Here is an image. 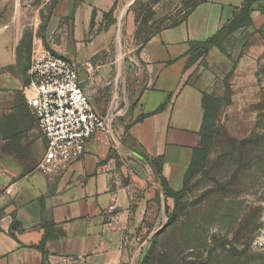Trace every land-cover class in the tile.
<instances>
[{"label":"crops","instance_id":"obj_1","mask_svg":"<svg viewBox=\"0 0 264 264\" xmlns=\"http://www.w3.org/2000/svg\"><path fill=\"white\" fill-rule=\"evenodd\" d=\"M115 1L57 0L47 22L77 45L70 58L52 53L81 66L83 90L101 116L119 100L121 84L112 63L97 57L109 40L103 15ZM243 4L210 0L151 37L137 57L141 66L131 86L130 122L123 118L110 125L109 133L94 135L81 158L52 176L35 171L46 142L24 96L0 91V264H42L44 235L49 236L46 264H122L127 244L147 219L154 221L152 214L164 197L152 162L161 164V176L178 191L193 150L201 144L202 92L189 79L191 45L214 36ZM251 10L252 18L255 14L264 21L255 4ZM253 26L259 28L254 20ZM14 65L15 57L0 49L3 88L9 77L3 71Z\"/></svg>","mask_w":264,"mask_h":264},{"label":"rangeland","instance_id":"obj_2","mask_svg":"<svg viewBox=\"0 0 264 264\" xmlns=\"http://www.w3.org/2000/svg\"><path fill=\"white\" fill-rule=\"evenodd\" d=\"M209 1H117L108 46L97 55L112 63L121 83L110 124L123 118L130 122L131 86L145 40ZM254 1L264 13V0ZM56 3L0 0V49L15 57L12 69L3 71L9 77L0 91L22 97L34 49L67 58L77 50L70 35L47 26ZM259 17L253 15L258 29H238L218 39L220 50L210 47L191 55L190 81L219 100L208 155L177 202L161 198L154 221L147 219L127 244L122 264H264V21Z\"/></svg>","mask_w":264,"mask_h":264},{"label":"built area","instance_id":"obj_3","mask_svg":"<svg viewBox=\"0 0 264 264\" xmlns=\"http://www.w3.org/2000/svg\"><path fill=\"white\" fill-rule=\"evenodd\" d=\"M81 66L44 49H34L23 89L25 104L46 142L35 171L52 176L81 158L88 141L110 132L109 115H98L79 77ZM11 192V187L7 188ZM114 210V205L107 210Z\"/></svg>","mask_w":264,"mask_h":264},{"label":"trees","instance_id":"obj_4","mask_svg":"<svg viewBox=\"0 0 264 264\" xmlns=\"http://www.w3.org/2000/svg\"><path fill=\"white\" fill-rule=\"evenodd\" d=\"M117 1L118 0L114 2L112 9L103 15L104 21L106 20V18L108 17L110 18L109 23L105 22V28H108L110 25L114 23V19L112 17H113L114 10L116 8ZM254 3H255L254 0H251V2L249 0H244V4L242 8H240L239 10H235L233 12V16L231 17V19L227 23H225L214 36H212L211 38H209L203 43L191 45V51L193 52H197L201 50L206 51L207 48H210V47H215L220 50V45L218 42V39L220 37L227 35L229 33L231 34L233 31H236L241 28L252 27L253 18H252L251 6ZM94 18H95V13H93L92 18H91V27L93 26ZM184 19L185 18H183L182 21H184ZM182 21H180L174 26H177ZM227 26L230 27V30L228 33H226ZM148 40H145V42H147ZM201 105L203 109L202 124H201V129H200L201 144L199 148H196L193 150L190 165L183 175L181 189L178 191H172L169 188L166 180L161 176V167H160L161 164H158L156 161L152 162V167L154 168L155 173L159 177V181L161 183V188L164 193V197L166 199H172L175 202L178 201L179 197L181 196L183 191L186 189L189 179L203 168L207 155H208L210 145H211L212 133L214 130V122H215L217 112L219 109V100L217 98H214L212 96L202 93ZM48 237H49L48 235H44L40 243V246H39V250L43 254L42 264H46L45 262L46 252L44 251V244L46 240L48 239Z\"/></svg>","mask_w":264,"mask_h":264}]
</instances>
